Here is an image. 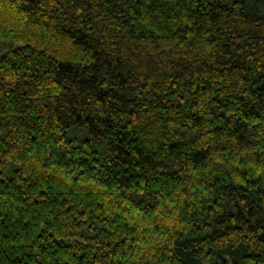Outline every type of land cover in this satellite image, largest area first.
<instances>
[{
	"label": "trees",
	"instance_id": "16d2710c",
	"mask_svg": "<svg viewBox=\"0 0 264 264\" xmlns=\"http://www.w3.org/2000/svg\"><path fill=\"white\" fill-rule=\"evenodd\" d=\"M0 264H264V0H0Z\"/></svg>",
	"mask_w": 264,
	"mask_h": 264
}]
</instances>
